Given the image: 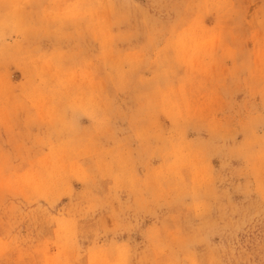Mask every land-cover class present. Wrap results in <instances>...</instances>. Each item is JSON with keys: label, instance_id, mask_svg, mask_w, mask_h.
<instances>
[{"label": "rangeland", "instance_id": "obj_1", "mask_svg": "<svg viewBox=\"0 0 264 264\" xmlns=\"http://www.w3.org/2000/svg\"><path fill=\"white\" fill-rule=\"evenodd\" d=\"M0 264H264V0H0Z\"/></svg>", "mask_w": 264, "mask_h": 264}]
</instances>
